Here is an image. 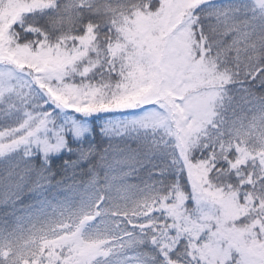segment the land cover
<instances>
[{"label": "snow or ice", "instance_id": "1", "mask_svg": "<svg viewBox=\"0 0 264 264\" xmlns=\"http://www.w3.org/2000/svg\"><path fill=\"white\" fill-rule=\"evenodd\" d=\"M207 2L0 0V105L24 113L0 129V155L63 147L56 109L144 108L130 127L166 137L188 180L112 211L115 226L148 230L166 264H264V125L228 136L220 122L229 85L264 86V35L257 41L241 19L244 9L264 19V0L222 11L226 31L211 40L201 19ZM47 9L54 14L43 26L29 22ZM257 133L260 144L250 146ZM101 215L96 204L23 246L7 240L0 264H98L123 253L118 235H84Z\"/></svg>", "mask_w": 264, "mask_h": 264}, {"label": "trees", "instance_id": "2", "mask_svg": "<svg viewBox=\"0 0 264 264\" xmlns=\"http://www.w3.org/2000/svg\"><path fill=\"white\" fill-rule=\"evenodd\" d=\"M110 2L117 4L125 0ZM58 3L62 8L72 5L67 0H58ZM53 14L52 9L43 10L31 14L29 22L43 26ZM201 19L211 40L217 30L214 20L203 14ZM249 89L263 105L264 86L255 85ZM247 109L244 106L236 112L248 115ZM56 110L55 127L65 137L63 147L49 152L29 147L27 155L12 157L10 172L6 171L7 163L0 162V246L7 240L18 247L23 246L28 240L24 232L27 218L39 212L43 205L67 204L72 198L80 200L83 197V201H89L86 193L89 194L95 186H99L104 194L98 204L109 203L107 183L114 177L120 181L118 167L123 168L120 174L125 176L123 183L135 194V198L126 203V208L143 200L144 196L164 193L174 185L183 186L188 180L186 173L180 170L176 154L143 157L141 143L137 139L107 137V129L119 121L126 109L81 116L76 113L75 119L67 111ZM78 117H81L79 125ZM191 204L192 201H189ZM120 227L132 233V246L148 259L147 264H166L160 249L152 243L148 230H133L125 225ZM178 257L183 258L184 252L173 255V259ZM104 259L98 258V264H102Z\"/></svg>", "mask_w": 264, "mask_h": 264}, {"label": "rangeland", "instance_id": "3", "mask_svg": "<svg viewBox=\"0 0 264 264\" xmlns=\"http://www.w3.org/2000/svg\"><path fill=\"white\" fill-rule=\"evenodd\" d=\"M67 1L70 4L75 2V0ZM251 2L252 0H208L207 4L202 6L203 11L201 15L203 14L213 18L214 26L217 28L215 33L217 34L219 31H226L218 19V16L222 11L234 6L251 4ZM241 19H246L249 22L247 30L257 37V41L261 35H264V30H262L264 19L260 18L259 13L254 14L253 12L244 9V11L241 12ZM255 56L256 54L252 53L253 59H255ZM244 106L248 108V115L247 113L240 114L239 112L237 114L236 111ZM54 107L55 106H52L47 110L52 111V108ZM64 111L66 112V110ZM57 113L58 111L56 110L53 113V116L55 117ZM68 113L71 114L74 119L76 118L74 114L70 112ZM145 114L146 110L144 108L126 109V111L119 117V121L110 129H107V137L111 139H137L141 143V149L143 150V154L141 155L143 157H146V155L153 156L154 154L174 155L175 152L173 147L170 142H168L167 138L163 137L161 133L152 129L144 128L132 130L130 126ZM81 115L85 114H80V116ZM78 118L77 124L79 125L81 117ZM23 119L24 113L22 111L11 109L5 111L3 106L0 105V129L5 127H15L22 122ZM220 122L221 131L228 136L239 134L241 131H247L253 124L257 129L264 125V104L262 105V103L255 98L246 82H237L228 86L225 101L220 109ZM78 125L76 126L77 129ZM125 126H129L127 131L124 130ZM49 127H51V125ZM259 144L260 138L257 133L252 138L250 146L255 147ZM27 151L28 148L21 147L4 155H0V162L5 161L7 163L6 171L10 172L12 157L16 154H22L25 156L27 155ZM122 169L123 168L121 167L117 168L118 175L121 177L120 181H117L115 177L111 181H108L107 197L110 198L109 203H102L99 205L102 215L98 216L95 221L85 227L84 235L86 237L95 236L102 230L105 235H118L126 244V249L123 253L118 252L111 257L105 258L102 264H128L131 260L136 261L137 264H147L148 259L135 251L132 246L134 237L128 236L129 231L122 230L121 227L117 228L115 225L118 224V219L110 215V213L116 209L123 210L126 208V203L131 202L135 198V194L130 191L131 189L127 187L125 183H123V178L125 176L123 177V175H120ZM89 191V194L86 193V198H88L89 201H83L85 200L83 197V199L80 200L72 198L67 204L43 205L39 212L33 213L27 218L24 229L26 237L28 239L34 237L41 232L49 230L61 221L75 219L83 212L94 209V206L98 204L102 196L104 197V194H102V190L99 186H95Z\"/></svg>", "mask_w": 264, "mask_h": 264}]
</instances>
